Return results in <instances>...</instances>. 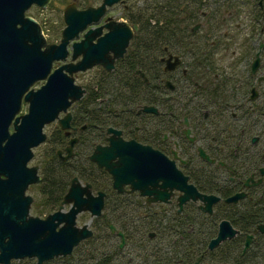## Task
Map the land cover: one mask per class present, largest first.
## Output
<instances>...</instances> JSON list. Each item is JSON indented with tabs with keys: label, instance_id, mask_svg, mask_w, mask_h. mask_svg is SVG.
Wrapping results in <instances>:
<instances>
[{
	"label": "flooded vegetation",
	"instance_id": "af4514ba",
	"mask_svg": "<svg viewBox=\"0 0 264 264\" xmlns=\"http://www.w3.org/2000/svg\"><path fill=\"white\" fill-rule=\"evenodd\" d=\"M103 1L70 0L63 6L62 18L68 5L84 10L97 8ZM109 1L99 20L88 24L71 44L81 41L88 29L101 28L92 42L96 43L108 32L107 25L120 23L126 24L132 35L122 56L108 53L113 59L111 70L98 64L73 74L84 94L68 109L70 127L62 129L57 122L65 142L55 148L56 155L65 154L71 138L76 139L74 154L84 148L82 136H89L87 157L97 146H108L113 138L134 140L174 161L200 194L219 200L211 213L204 211L201 200H190L180 207L177 199L182 192L178 190H173L167 201H150L148 195L131 190V183L124 184L122 190L115 188L112 174L90 160L96 167L89 182L91 193H103L100 214L89 213L91 257L95 258L91 263L223 264L226 253L244 256L251 251L252 260L238 261L253 264L256 251L264 248V0ZM68 49L71 51L70 45ZM80 59L68 57L53 62V67ZM90 71L89 79L77 82V75ZM86 103L92 106L88 107V118L84 117ZM98 107L103 120L97 115ZM161 183L151 182L149 188ZM236 195V202H226ZM213 217L214 237L223 220L236 234L213 250L208 248L211 238L205 246L200 242L199 249L206 247L202 260H172L175 251L165 248L166 234L156 244V230L148 232L147 239L139 238L136 230L140 220H153L159 231L160 220H168L173 226L169 238L177 242V219L197 221L207 230ZM129 224L135 231L132 238L127 231ZM87 240L72 254L57 256L47 264H79L78 260L64 259ZM230 241L235 245H226ZM215 250L216 255L208 258L207 252Z\"/></svg>",
	"mask_w": 264,
	"mask_h": 264
},
{
	"label": "water",
	"instance_id": "95a60500",
	"mask_svg": "<svg viewBox=\"0 0 264 264\" xmlns=\"http://www.w3.org/2000/svg\"><path fill=\"white\" fill-rule=\"evenodd\" d=\"M50 0H0V263L9 264L12 259L36 257L38 263L55 256L68 255L82 240L92 236L85 224L76 226L79 213L89 211L91 216L99 215L103 207V193L93 196L91 185H82L73 177L59 209L44 219L30 214L33 198L25 192L30 184L41 181L38 166H28L33 157L32 148L46 139L45 125L58 120L62 129L70 127L71 113L68 108L80 100L84 89L74 81L73 74L101 64L107 70L113 68L112 52L120 57L132 35L128 26L107 25L108 32L92 43L101 28L88 29L83 39L73 42L71 59H81L76 63H66L54 69L55 61H65L69 55L68 45L79 36L87 25L97 22L111 1L104 0L97 7L78 10L74 5L64 9L65 27L59 43H48L41 26L27 10L33 5L46 7ZM258 58L253 63V70ZM39 80L45 83L38 89L29 88ZM22 100L28 103L27 113L16 116ZM153 111V108L145 107ZM64 116L59 118V114ZM12 126L13 131L10 132ZM76 139L69 141L65 159L72 156ZM61 154V152H59ZM200 154L203 155L202 152ZM89 159L100 168L112 174L114 187L131 183V190H139L148 195L150 201H167L173 190L182 194L178 205L187 201L201 200L204 211L212 212V205L219 199L213 195L200 194L187 182V177L176 168L175 162L150 146L134 140L118 138L110 140L108 146H97ZM208 159V158H207ZM162 183L149 188L151 182ZM153 196V197H152ZM238 195L226 200L236 202ZM69 204L68 211H63ZM236 234L227 220L219 224L217 234L209 241L213 250L220 243ZM250 238H247L245 248Z\"/></svg>",
	"mask_w": 264,
	"mask_h": 264
},
{
	"label": "trees",
	"instance_id": "16d2710c",
	"mask_svg": "<svg viewBox=\"0 0 264 264\" xmlns=\"http://www.w3.org/2000/svg\"><path fill=\"white\" fill-rule=\"evenodd\" d=\"M91 103H86L83 105L84 107V113H85V118H88V107H92L90 105ZM82 106V105H80ZM98 113L97 115L103 120V117L101 115L100 108H97ZM85 133V132H84ZM87 133V132H86ZM49 144L51 146H56L58 144H61L65 142L64 137L61 135V132L57 128L55 132L54 138L49 139ZM82 143L84 145V148H82L80 151L75 152L73 157L67 160H62L60 159L57 155L56 152L50 153L48 156H45L43 161V173H42V180L40 184L38 185L39 187V193L41 194V201L40 203L36 202L34 205L38 206V209L40 210L39 212H43L42 208L47 211H52L58 207L60 204L61 200L63 199L64 194L66 193L70 179L74 176L77 175L81 180L91 182L94 179V172L96 171V167L88 160L87 157V150L91 144V139L89 136H86L83 138L82 136ZM83 145H78L83 146ZM75 160L76 163L71 165V161ZM72 167H75L79 169V173H74L75 170H73ZM211 220L208 221L207 230L205 229L204 224H200L196 230H192L194 228L193 224L195 221H190L187 222L185 221L184 218H180L176 220V226H177V242H172L171 238H169L170 234L169 229L172 230L173 226L169 225L168 220H160L159 226H160V231L156 227L157 224H152L154 222L153 220H143L141 223L140 221L138 222L140 224V227H137V234L139 238L145 237L148 232L151 230H156L157 231V236L153 241H156V244L161 243L162 239L161 237H164L163 235L166 234V238L168 239V245L167 249H171L175 251V254L172 257L173 259L176 260H183V261H193L195 260H202L205 259L201 258V254L204 253L206 247L200 248L199 246L201 245L200 242L203 243V245H206V242L214 237V230L216 226V221L213 218H209ZM233 221V220H232ZM128 235L130 238L133 237L135 231L132 230L130 224L128 225ZM181 236V237H180ZM196 237V238H195ZM147 239V238H146ZM207 239V240H206ZM197 240H199V244L197 243ZM206 240V241H205ZM143 241V240H142ZM175 245H173V244ZM205 241V242H203ZM91 240L85 241L83 244H81L82 252L81 253H74L73 255L66 257L64 260L71 262L72 260H78L79 264H92L91 261H93L95 258L91 257V253L93 250H91ZM88 246L85 249H88V252L83 249V246ZM226 245H229V247L235 245L233 241L227 242ZM79 246V247H80ZM157 250V249H156ZM251 252V251H250ZM250 252L245 254L244 256H236L235 254H230L226 253L224 254V257L222 258L223 264H228V263H236L240 264L238 261L239 258L242 259V261L249 262L251 259L250 257ZM209 253L208 258L214 257L216 255V250L207 252ZM168 254V253H167ZM172 256V255H171ZM216 257V256H215ZM168 258L170 259V254L168 255ZM254 259L256 260L253 264H264V248L261 249L260 251H256V255L254 256ZM238 262V263H237ZM245 263V264H246Z\"/></svg>",
	"mask_w": 264,
	"mask_h": 264
},
{
	"label": "rangeland",
	"instance_id": "374dc122",
	"mask_svg": "<svg viewBox=\"0 0 264 264\" xmlns=\"http://www.w3.org/2000/svg\"><path fill=\"white\" fill-rule=\"evenodd\" d=\"M68 1H70V0H51L50 3L44 8H41L38 6H32L27 11V13L29 15L36 18L38 20V22L41 24V26L43 28L44 35L46 36V38L49 41L57 42V38L59 37L62 29L64 28V22H63V18H62V9H63V6ZM54 65H56V63H54ZM92 74H93V71L77 75L76 76L77 82H85V80L89 79L92 76ZM43 83H44V81H38V82L34 83L33 87L38 88ZM26 111H27V104L22 103V106H21L18 114H23ZM56 130H57V123L56 122L50 123L49 125L44 127V132L46 133V141L41 143L37 147L33 148V157L28 162V165H30V166L38 165V172L40 175H42V173H43L44 167H42V166H43L44 158H46L45 156H48L52 152L55 153L59 147V144L56 146H51L48 142L50 138H53L55 136L54 134H55ZM55 148H56V150H55ZM59 148H61V147H59ZM70 163L72 165L76 162H75V160H73ZM72 168H73V170H75L74 173H79V169H77L75 167H72ZM39 184H40V182L37 184L31 185L30 189L27 190V193L34 197V202L32 203L31 208H30V214L43 218L44 216L47 215L46 213L48 211L44 210L42 208L43 212L41 213V212H39L40 210L38 209V206L34 205L36 202L40 203V201L42 199L41 194L39 193V187H38ZM67 208H68V206H66V209ZM89 220H90L89 213H87V212L82 213L77 218V225L82 226L84 223L89 222ZM193 226H194V229L196 230L198 228V226H200V223L195 221ZM196 232H198V230H196ZM197 243L199 244V240H197ZM87 247H88L87 245L83 246V249H85ZM81 252H82V249L77 250V253H81ZM131 255H133V253H131ZM25 262H27V261H25ZM24 264H26V263H24Z\"/></svg>",
	"mask_w": 264,
	"mask_h": 264
}]
</instances>
